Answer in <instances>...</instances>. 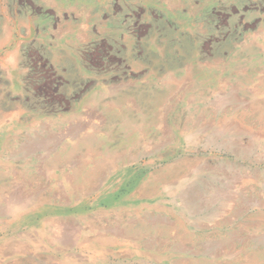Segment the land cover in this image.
<instances>
[{"label": "rangeland", "instance_id": "374dc122", "mask_svg": "<svg viewBox=\"0 0 264 264\" xmlns=\"http://www.w3.org/2000/svg\"><path fill=\"white\" fill-rule=\"evenodd\" d=\"M47 114H94L81 150L146 181L190 175L196 247L224 248L187 264H264V0H0V264H49L28 214L70 202L10 186Z\"/></svg>", "mask_w": 264, "mask_h": 264}, {"label": "crops", "instance_id": "0c3cea01", "mask_svg": "<svg viewBox=\"0 0 264 264\" xmlns=\"http://www.w3.org/2000/svg\"><path fill=\"white\" fill-rule=\"evenodd\" d=\"M93 116L34 117L38 134L27 142L34 150L16 156L10 167L15 180L10 186L21 196L19 204L29 208L35 194L70 198L63 205L47 198L28 214L35 219L29 228L34 231V245L49 264H187L194 255L208 260L210 248H224L221 241L210 247L209 239L196 247L194 237L205 234L202 228L208 223L191 219L190 175L176 173L162 179L156 172L146 181L143 171L128 172V155L111 150L98 156L93 150H81L95 147L91 138L79 137L86 134V126L97 122ZM64 124L72 130L65 133ZM133 158L139 162L144 155ZM134 178V187L127 191V181ZM129 192V198L123 197ZM82 205L88 206L84 213L74 212ZM49 209L72 212L43 213Z\"/></svg>", "mask_w": 264, "mask_h": 264}]
</instances>
